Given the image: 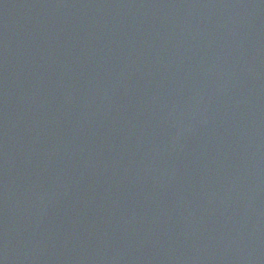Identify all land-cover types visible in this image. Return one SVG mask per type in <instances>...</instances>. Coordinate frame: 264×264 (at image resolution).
<instances>
[{
    "label": "water",
    "instance_id": "water-1",
    "mask_svg": "<svg viewBox=\"0 0 264 264\" xmlns=\"http://www.w3.org/2000/svg\"><path fill=\"white\" fill-rule=\"evenodd\" d=\"M0 264H264V0H0Z\"/></svg>",
    "mask_w": 264,
    "mask_h": 264
}]
</instances>
